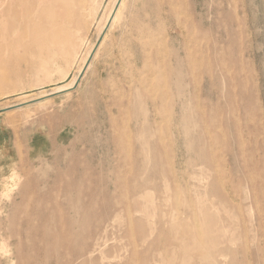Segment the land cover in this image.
Returning a JSON list of instances; mask_svg holds the SVG:
<instances>
[{
    "label": "rangeland",
    "instance_id": "rangeland-1",
    "mask_svg": "<svg viewBox=\"0 0 264 264\" xmlns=\"http://www.w3.org/2000/svg\"><path fill=\"white\" fill-rule=\"evenodd\" d=\"M74 2L54 57L0 46V111L75 84L118 0ZM34 263L264 264V0H122L75 90L0 113V264Z\"/></svg>",
    "mask_w": 264,
    "mask_h": 264
},
{
    "label": "bare ground",
    "instance_id": "bare-ground-1",
    "mask_svg": "<svg viewBox=\"0 0 264 264\" xmlns=\"http://www.w3.org/2000/svg\"><path fill=\"white\" fill-rule=\"evenodd\" d=\"M74 1L75 0H0V46H18L20 45L23 37H26L27 39L31 40V44L34 48L42 51L41 53H45L49 58L54 57L58 53L56 52V47L59 45L58 41L60 39V36L54 34L50 29L51 27L49 26V20L54 10L52 4L56 2L63 4V6L58 8L60 16L58 22L62 26L72 28L73 25H78L77 22L73 21V3H75ZM41 6H47L42 9L43 11L41 10L40 12L39 17L42 19V24L37 21V16L39 14ZM117 14L118 9L113 16L111 24L116 20ZM40 28L45 31L41 39L37 38L36 34L37 30ZM181 63L182 62L180 61L177 62V65L179 66ZM178 69H180V66L178 67ZM170 72H173V70H171ZM192 72L193 70H190L189 74L192 75ZM176 76L179 79L181 78V75L179 73H176ZM178 83L179 82L177 81L175 85L177 86ZM58 88H63V86H60ZM175 90L176 93L170 92L169 95L167 93V97L169 98L167 99L168 104L166 106V109H169V111L173 115V124L174 122H178V124L180 125L182 121L181 114L183 113L186 106L183 102H181V98L184 96L183 93L181 91H177V89ZM176 111H180V113L177 117H174V114L177 113ZM150 149L151 143L149 141L143 140L140 143V148L134 152L131 159L133 160V162H137L138 164L131 168V170H129V173L131 177L134 178V180L135 178L139 180V175L147 170V161L149 159ZM124 161L125 160H123L121 163H123ZM154 172L155 169L152 170V173ZM84 173H86V171H84ZM114 173V176H116L117 178L120 176V174L122 175L120 169L114 171ZM111 183L112 185H107L106 188L112 187L118 189L119 193L123 192L126 189V187L122 185L118 186L112 181ZM95 184L97 185V183ZM148 184V181H141L137 184L128 186L125 193L130 196L131 201L129 205L124 206L125 209L129 211L132 206L135 207L136 205H138V199L146 195L145 191L147 190ZM68 185L69 187L67 189L69 191L78 190L79 195H81L82 190H88V194L90 195L92 194V190L95 188L93 187V183L91 181H81L77 183V179L69 182ZM76 186H78V189L76 188ZM84 193L85 192H83L82 195H85ZM89 201L92 202L91 195L89 197ZM108 206L109 205L105 204L103 210L106 211ZM100 222H104L103 218L100 219ZM141 222L142 221L140 220L139 225H142ZM172 224L175 225L176 221H174ZM169 233L165 235H168Z\"/></svg>",
    "mask_w": 264,
    "mask_h": 264
},
{
    "label": "water",
    "instance_id": "water-1",
    "mask_svg": "<svg viewBox=\"0 0 264 264\" xmlns=\"http://www.w3.org/2000/svg\"><path fill=\"white\" fill-rule=\"evenodd\" d=\"M121 1H122V0H118L116 6H115V8H114V11H113V13H112V15H111V18H110L109 22H108L107 25L105 26V28H104L102 34L100 35V37H99V39H98V41H97V44H96V46H95L94 51L92 52V54H91L89 60L87 61L85 67L83 68L82 72H81L80 75L78 76V78H77L75 84H74L71 88L66 89V90H61V91H58V92H54V93L49 94L48 96H45V97H42V98H39V99H36V100H32V101L26 102V103H24V104H19V105L13 106V107L8 108V109H4V110L0 111V113L6 112V111H10V110L19 109V108H23V107H26V106H29V105H32V104H35V103H40V102H43V101H45V100H48V99H51V98H54V97H58V96H61V95H65V94H67V93H69V92L75 90L76 87L78 86V84L80 83V81H81V79H82V77H83V74H84V72L86 71V69H87V67H88V65H89V62H90L92 56L94 55L96 49L99 47L101 41L103 40V38H104V36H105V34H106L108 28H109V25H110V23H111V21H112V19H113V16L115 15V12L117 11V9H118V7H119Z\"/></svg>",
    "mask_w": 264,
    "mask_h": 264
},
{
    "label": "crops",
    "instance_id": "crops-1",
    "mask_svg": "<svg viewBox=\"0 0 264 264\" xmlns=\"http://www.w3.org/2000/svg\"><path fill=\"white\" fill-rule=\"evenodd\" d=\"M110 27H111V24L109 25V28H110ZM109 28H108V30H109ZM108 30H107V31H108ZM106 33H107V32H106Z\"/></svg>",
    "mask_w": 264,
    "mask_h": 264
}]
</instances>
